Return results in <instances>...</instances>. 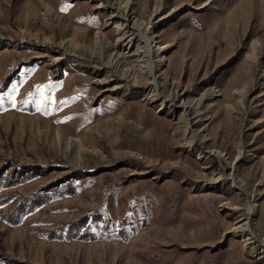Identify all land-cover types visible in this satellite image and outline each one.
Instances as JSON below:
<instances>
[{
  "label": "rangeland",
  "instance_id": "obj_1",
  "mask_svg": "<svg viewBox=\"0 0 264 264\" xmlns=\"http://www.w3.org/2000/svg\"><path fill=\"white\" fill-rule=\"evenodd\" d=\"M114 2L0 0V264H264V0H130L157 99Z\"/></svg>",
  "mask_w": 264,
  "mask_h": 264
},
{
  "label": "bare ground",
  "instance_id": "obj_2",
  "mask_svg": "<svg viewBox=\"0 0 264 264\" xmlns=\"http://www.w3.org/2000/svg\"><path fill=\"white\" fill-rule=\"evenodd\" d=\"M112 1V0H109ZM114 3H111L109 8L112 10V17L109 20H121L120 23H115V27L117 29L120 42L118 47L123 50L117 56H113L110 61V66H112L117 71H120L123 81L125 83H136L141 78V75L145 76L149 81L152 95L157 99L159 96V88L163 85L160 81L163 79V76L158 74V65L155 63V56L159 51V48L156 47L155 38L151 37L147 34V26H144L141 23H135L132 26H128L127 21L129 20L130 13V0H113ZM49 7H47V11H49ZM158 9H155V13ZM48 13V12H47ZM138 39L140 44L136 45V50L133 52V56L136 59L139 67V73L135 74L131 69H124L122 63H125V55L124 50H130L133 48L134 39ZM73 41V40H72ZM72 41L68 40L65 45L70 46ZM100 41L99 36H95V42L98 43ZM126 43H121L125 42ZM108 46V45H107ZM110 46V45H109ZM105 48V47H102ZM165 78L167 76H164ZM164 78V79H165ZM164 100L162 101V103ZM204 127H198L196 130H193L189 123L184 129L183 135L186 140V144L188 147H191L196 140H198L202 145L206 144V138L202 136ZM58 133V132H57ZM59 135V133H58ZM208 154H218L217 152L213 153V151H208ZM253 209L250 210L247 208V216L251 217L253 215ZM251 215V216H250ZM249 218H246L245 222L240 226V231H242V240L243 246L250 247L253 244L254 236L249 230Z\"/></svg>",
  "mask_w": 264,
  "mask_h": 264
},
{
  "label": "trees",
  "instance_id": "obj_3",
  "mask_svg": "<svg viewBox=\"0 0 264 264\" xmlns=\"http://www.w3.org/2000/svg\"><path fill=\"white\" fill-rule=\"evenodd\" d=\"M0 179L5 180L6 182H9L11 179V176H6L0 174ZM7 184H10L7 183ZM42 192H35L30 195L26 196H21L19 194H12L6 196L4 199H9V198H14V199H19L16 205H14L13 208L9 209L8 211H0V218L4 219L6 222L9 224H14L17 223L20 215H22L25 211V208L28 204H34L37 203L40 200V194ZM5 201H0V205L4 204Z\"/></svg>",
  "mask_w": 264,
  "mask_h": 264
},
{
  "label": "snow or ice",
  "instance_id": "obj_4",
  "mask_svg": "<svg viewBox=\"0 0 264 264\" xmlns=\"http://www.w3.org/2000/svg\"><path fill=\"white\" fill-rule=\"evenodd\" d=\"M0 103H2V99H0ZM11 103H12V106L15 107V100L14 99L11 100Z\"/></svg>",
  "mask_w": 264,
  "mask_h": 264
}]
</instances>
